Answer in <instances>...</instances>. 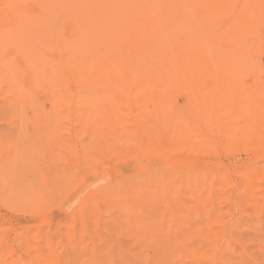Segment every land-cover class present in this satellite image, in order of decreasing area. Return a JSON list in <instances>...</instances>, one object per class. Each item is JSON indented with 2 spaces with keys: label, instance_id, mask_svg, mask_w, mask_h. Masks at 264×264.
<instances>
[{
  "label": "rangeland",
  "instance_id": "1",
  "mask_svg": "<svg viewBox=\"0 0 264 264\" xmlns=\"http://www.w3.org/2000/svg\"><path fill=\"white\" fill-rule=\"evenodd\" d=\"M53 18L58 32L78 38L74 17L58 10ZM3 34L9 37L0 48V264H264V47L255 48V37H243L239 52L221 56L222 81L235 94L223 103L222 114L233 125H224L217 136L236 142L199 154L197 166L207 173L202 184L185 178L180 184L178 176L186 171L177 169L174 182L150 192L145 179L168 169L158 154L166 146L159 150L156 144L157 157L144 147L149 140L143 139L139 155L136 147L128 148L127 133L135 127L131 117V124L122 123L129 120L122 106L110 116L123 120L118 139L103 132L91 100L94 81L82 84L94 75L95 63L87 74L61 83L43 74H50L44 67L59 54L80 61L89 45L96 50L101 44L57 47L62 39L46 36L41 21L17 22L0 0ZM237 143L241 150L226 149ZM119 178L129 182L126 194L119 193L126 200L117 196L124 205L131 200L124 209L115 206L116 197L112 202L103 194V183L118 185ZM136 183L142 192L134 194L130 185ZM131 204L133 212L127 209Z\"/></svg>",
  "mask_w": 264,
  "mask_h": 264
},
{
  "label": "bare ground",
  "instance_id": "2",
  "mask_svg": "<svg viewBox=\"0 0 264 264\" xmlns=\"http://www.w3.org/2000/svg\"><path fill=\"white\" fill-rule=\"evenodd\" d=\"M4 1L6 9H10L17 22L21 20L33 24L41 21L46 36L52 40L55 35L59 36L62 40L61 43H54L57 47H70L74 43H84L87 47L86 43L91 44L92 41L101 44L96 50L89 45L80 61L75 55L64 59L59 54L57 60L53 63L48 61L49 66L44 67L50 74L42 72L61 83L65 79H75L80 73L87 74L91 64L95 63L92 79L87 75L82 84L87 86L94 81L89 85L94 94L91 100L96 104L94 110L99 111L103 132L107 135L112 133L111 138L117 140V126H122L124 122L131 124L133 120L135 130L130 129L132 132L127 133L128 148L136 147V154L139 155V151L147 146L154 155L157 154L155 149L158 150V144L159 150H162V145L166 146L164 152L158 154L163 155L168 169L161 175L154 174L145 179L150 192L157 185L165 187L167 181L174 182L177 174L185 171L184 175L178 176L180 184L183 178L189 183L198 180L202 184L207 173L197 166L199 154L210 155L226 141L236 142L231 136L227 140L222 135L217 136V131H224L221 130L224 125H233L227 120L229 116L222 114H226L223 103L235 94L222 81L225 76L221 74L224 67L221 56L227 58L235 50L239 52L243 37H255L256 49L264 47V0H44V4L42 0ZM33 2L36 9L29 10L28 6ZM58 10L74 17L78 38L70 39L71 35L66 36L65 31H57L53 16ZM199 19H209L210 23L200 22ZM21 26L27 28L26 24ZM3 35L0 48L9 37V34ZM68 82L63 85L64 88ZM98 89L99 93L96 92ZM177 97H182L180 104L176 102ZM112 98L120 101L110 106L115 102V99L112 103L109 101ZM145 102H150L153 110H149ZM120 106L127 108L128 112L125 117L128 115L129 120L121 119L123 124L111 119V113L121 110ZM143 139L149 140L144 147ZM247 143L245 147L251 145ZM241 148L242 145L237 143L226 149L239 151ZM133 151L136 152V149L133 148ZM185 152L193 155L180 157ZM177 169L181 171L176 174ZM151 172L154 173L153 170ZM245 174L251 178L247 172ZM120 180L118 185L102 182L104 191L101 192L107 200V196L111 198L108 201L113 202L121 193L124 194L122 190L128 191L129 182ZM137 184L130 185L131 190L135 188L134 194L140 190ZM143 189L146 190L147 186ZM118 200L122 204L118 205ZM125 200L117 199L115 206L123 205L124 209L131 201L128 198L124 205ZM132 206L128 205L127 209L133 212L135 208L132 210ZM165 209H168V203Z\"/></svg>",
  "mask_w": 264,
  "mask_h": 264
}]
</instances>
